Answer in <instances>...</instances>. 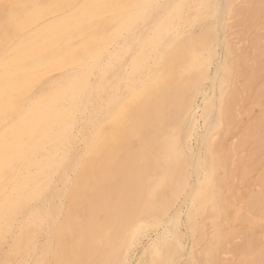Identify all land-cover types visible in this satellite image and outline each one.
<instances>
[{"label": "bare ground", "instance_id": "bare-ground-1", "mask_svg": "<svg viewBox=\"0 0 264 264\" xmlns=\"http://www.w3.org/2000/svg\"><path fill=\"white\" fill-rule=\"evenodd\" d=\"M238 2L0 0V264H123L150 230L144 256L159 264H264L254 222L222 228L232 179L252 164L241 162L238 176L215 148L237 128L239 79L257 74L245 61L264 36L237 38L243 17L233 20L247 10L257 20L264 6ZM246 42L242 62L234 49ZM257 119L225 153L235 155ZM169 126L178 151L158 216L143 217L152 145ZM254 188L232 220L252 223L264 175Z\"/></svg>", "mask_w": 264, "mask_h": 264}, {"label": "rangeland", "instance_id": "rangeland-1", "mask_svg": "<svg viewBox=\"0 0 264 264\" xmlns=\"http://www.w3.org/2000/svg\"><path fill=\"white\" fill-rule=\"evenodd\" d=\"M241 0H239L238 3H240ZM263 9L259 11V16L257 18V20H253V19H250L248 16H249V10H247L246 12L243 13V16L242 14L239 15V17L235 18L233 21L235 22L236 20H242L241 17H243V27L242 24L240 23L241 26H236V30H233L235 33H237L236 31L240 32V34H236V36H238L237 38H241V36H245L247 37L248 36V39H249V35L252 36V37H256V38H260L258 37L259 35L256 33V32H260L261 35L264 34V17H263V14H264V6H262ZM261 14V15H260ZM245 15V16H244ZM249 18V20H248ZM247 19V20H246ZM262 19V20H261ZM239 21V22H240ZM247 21V22H246ZM255 21V22H254ZM257 21V22H256ZM256 23V24H253ZM238 23V22H237ZM246 23V24H245ZM252 24V25H251ZM248 28H247V27ZM252 26V27H251ZM240 27V28H239ZM245 27L247 29H245ZM261 27V29L259 28ZM243 29V30H242ZM195 32H197L198 30L197 29H194ZM243 31V33H241ZM246 32V34H245ZM254 35H252V34ZM240 36V37H239ZM264 39V36L262 38V40ZM260 41L259 45L260 47L257 48V51H256V55L255 57H251L249 56L248 59L246 57V61L244 60L245 58L244 55H247L248 53V50H249V44L248 42L246 43H243L241 45H239V47L237 46V50L234 49L235 51V55L234 57L236 59H239L240 61L243 62V60L248 63L245 65L248 67L250 66V68H247L249 70H253V72L257 70V74H254V79L248 83V77L244 76L242 78L239 79V84L241 86V97L242 99L240 98L239 101H238V106H237V110H238V113L240 114L239 115V123L237 125V128L234 129V131L231 133H229L227 135V138H225V140L223 141L222 145H220L219 148H215V152L220 155H222V159H225L227 160L228 162L230 161L231 163L233 161H236L234 162L233 164H236V171H237V174L239 176V174L241 173V169L239 167H241V164L243 163L244 164V161L245 162H248L252 165H250L251 167L247 169V172H245V177L243 178V180H240L239 177H235V179H232L233 181V188L230 192V194L227 196V199H231V208L228 210V218H229V221H228V226L226 227H222L223 229H227V228H232V229H236V230H246V227L248 226L247 229H251V225H254V223L256 224L255 228H252L251 231L254 233L255 229L256 232H255V237H256V240L258 241V243H260L261 241H263L261 244H260V247L264 249V237H262L264 234V212L262 211V209H264V205L261 206V207H258L256 209H254L255 211H257L255 214L253 213V221L252 223L251 222H244V223H241V221H235V220H232V219H235V215L238 214L239 212V209L244 205V201L245 199L247 198V196L249 195L248 193H250L252 190H255L254 186L256 184V179H258L260 176L264 175V129H260L259 127H261L260 125H263L264 124V94L261 95L262 93H264V88H263V85H264V40L263 41ZM243 45V46H242ZM241 47V48H240ZM247 48V49H246ZM262 48V49H260ZM240 49V50H239ZM242 49V50H241ZM246 49V50H245ZM261 50V51H260ZM260 51V52H259ZM237 52V53H236ZM241 52V53H240ZM240 53V54H239ZM246 53V54H245ZM258 54V55H257ZM263 54V55H262ZM241 55V57H240ZM243 56V57H242ZM259 56V57H258ZM261 56L263 59H261ZM251 58H253V60H251ZM256 59L258 60V62H256ZM262 60V61H261ZM251 61V62H250ZM253 61V62H252ZM260 66L259 69H258V65ZM263 64V65H262ZM262 65V66H261ZM257 67V68H256ZM262 67V68H261ZM256 69V70H255ZM263 69V70H262ZM259 70V71H258ZM254 72V73H255ZM257 75V76H255ZM245 83V84H244ZM247 84V85H246ZM251 84V85H250ZM259 84H261L259 86ZM250 85V86H249ZM246 86H247V89H246ZM259 86V87H258ZM258 87V88H256ZM249 89L248 92H246L247 90ZM258 89V90H257ZM260 92V93H259ZM245 93V94H243ZM249 93V94H248ZM255 94V95H254ZM260 94V95H258ZM258 95V96H257ZM244 96V97H243ZM263 97V99H262ZM257 98V99H256ZM260 98V99H259ZM256 99V100H254ZM260 101H259V100ZM247 100V101H246ZM252 100V101H251ZM256 101V102H255ZM198 103H200V101H198ZM261 103V104H260ZM252 104V105H251ZM257 104V105H256ZM260 104V105H258ZM245 106V108H244ZM259 106V107H258ZM263 106V107H262ZM248 107H250L248 109ZM263 108V109H262ZM248 110V112H247ZM258 111L259 114H258ZM263 114V115H262ZM242 115V117H241ZM247 115V116H246ZM259 121V125H257L256 129L251 132L252 134L246 138L245 142L242 144V145H239L241 146L239 148V146H237V148H235L234 150V154L233 155V152L229 153L230 155H228L226 152V150L229 148V145L230 143L232 142V139L234 140L235 138H237L242 130L246 127V124H248L249 122H251L252 120H256ZM170 127V126H169ZM264 127V125H263ZM169 130V128H165L164 129V134L161 135V137L159 139H157V143L155 142L153 145H152V150L154 152V154H156V163L151 167L149 168V172H148V180L145 182V198H147L144 202H143V209H142V215L143 217H147V218H154V217H157V207H158V201H160L162 195L164 194V190L167 186V182H168V176H169V161L170 159L172 158L173 154L176 153L178 151V146L175 145V143L173 141H170V136L171 134L173 135L174 133H172L171 131L174 130V127L171 126ZM261 130V134H263V136L261 138H259V133H260V130ZM152 131H155V128L152 129ZM174 132V131H173ZM239 132V133H238ZM258 132V133H257ZM171 133V134H170ZM235 136V137H234ZM258 137L257 139H255L256 137ZM167 138V139H166ZM254 138V139H251ZM230 139V140H229ZM254 140V141H253ZM171 143H170V142ZM226 141V142H225ZM167 142V143H166ZM253 142V144H252ZM258 142V143H257ZM263 142V143H262ZM256 143V144H254ZM226 144V145H225ZM261 144V145H259ZM141 145V144H139ZM144 143L141 145V146H138L137 147L139 149H145V146L143 147ZM168 145V146H167ZM224 145V146H223ZM252 145V146H250ZM256 145L260 148L259 150L256 148ZM263 145V146H262ZM157 146V147H156ZM167 146V147H166ZM172 146V147H171ZM243 146V147H242ZM254 146V147H253ZM156 147V148H155ZM224 147H225V150H224ZM247 147V148H246ZM248 147L250 148L248 150ZM170 148V149H168ZM243 150H242V149ZM256 150V153L254 156H252V154L254 153V150ZM156 152H155V151ZM240 150V151H239ZM249 151L248 153H246L247 151ZM253 150V151H251ZM166 151V152H165ZM243 151V152H241ZM262 153H261V152ZM171 152V153H170ZM221 152V153H220ZM169 153V154H168ZM220 153V154H219ZM261 153V154H260ZM232 154V157H230ZM250 154V157H248ZM259 154V155H258ZM242 155V157H241ZM248 155V156H247ZM170 156V157H169ZM226 156V158H225ZM237 156V157H236ZM240 156V157H239ZM263 156V157H262ZM230 157V159H229ZM235 157V158H234ZM243 158V159H242ZM245 158H248L247 160ZM234 159V160H233ZM251 159V160H250ZM159 160V161H158ZM238 160V161H237ZM252 160L254 162H252ZM161 162V163H160ZM242 162V163H241ZM160 163V164H159ZM217 163H220V162H217ZM158 165V166H157ZM254 165V166H253ZM157 166V167H156ZM167 166V167H166ZM165 168V169H164ZM263 168V170L261 169ZM152 171V172H151ZM258 172V173H257ZM153 173V175H152ZM222 172L220 171V169L218 170L217 168V173L215 174V176H217V178H219V176H221ZM260 174V175H259ZM152 175V176H151ZM259 176V177H258ZM162 177V178H161ZM258 177V178H256ZM251 179V180H250ZM156 182V184H155ZM159 182V183H158ZM156 185V186H155ZM165 185V186H164ZM157 189V190H156ZM251 190V191H250ZM155 192V193H154ZM247 194V195H246ZM147 201V202H146ZM238 206V207H237ZM238 209V210H237ZM254 211V212H255ZM261 211V212H260ZM231 213L233 215H231ZM258 214V215H257ZM232 216H234V218H232ZM259 217V218H257ZM263 220V221H262ZM235 221V222H234ZM260 221V222H259ZM233 223V224H232ZM249 225H248V224ZM238 224V225H237ZM242 224V225H241ZM259 224V226H258ZM263 227H261L262 225ZM238 226V227H237ZM221 228V229H222ZM239 228V229H238ZM243 228V229H241ZM259 228V229H258ZM262 228V229H261ZM220 229V230H221ZM180 230V229H179ZM161 230L158 231V233H160ZM247 231V230H246ZM250 230L248 232H251ZM244 232V231H243ZM247 232V233H248ZM153 230H150L149 232L146 233V235L144 237L141 238V241L139 243V246L137 248V251L135 252L134 255H132L131 259L130 257L127 256V254L125 255L124 257V262L123 264H159L160 261H159V258L158 256L156 255H150V258L148 259L147 257H145V253L144 251L148 248V246L151 244L152 242V239L155 238V233ZM207 233H209V231L207 230ZM262 233V234H261ZM203 234V232H202ZM201 234V236H202ZM262 237H260L259 239V235ZM148 236V237H147ZM205 238H204V241L203 243H201V245L198 246L197 249H200L202 246H204V244L209 241L208 237H206V235H204ZM263 239V240H262ZM150 242V243H149ZM233 242L235 244L239 243V240H236L235 241L233 240ZM148 245V246H147ZM142 250V251H141ZM196 250V248H195ZM144 253V254H143ZM141 255V256H140ZM129 258V259H128ZM129 260V261H128ZM235 264H236V261L238 259H233ZM236 260V261H235Z\"/></svg>", "mask_w": 264, "mask_h": 264}, {"label": "snow or ice", "instance_id": "snow-or-ice-1", "mask_svg": "<svg viewBox=\"0 0 264 264\" xmlns=\"http://www.w3.org/2000/svg\"><path fill=\"white\" fill-rule=\"evenodd\" d=\"M136 205L135 204H130L124 211H135L136 210ZM162 211H166V208H162ZM171 235V233H169ZM109 264H117V262H109ZM209 264H215L214 261H209Z\"/></svg>", "mask_w": 264, "mask_h": 264}]
</instances>
